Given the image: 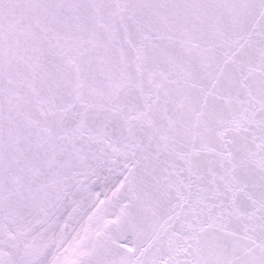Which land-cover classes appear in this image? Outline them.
I'll return each mask as SVG.
<instances>
[{
    "label": "snow or ice",
    "instance_id": "1",
    "mask_svg": "<svg viewBox=\"0 0 264 264\" xmlns=\"http://www.w3.org/2000/svg\"><path fill=\"white\" fill-rule=\"evenodd\" d=\"M0 264H264V0H0Z\"/></svg>",
    "mask_w": 264,
    "mask_h": 264
}]
</instances>
